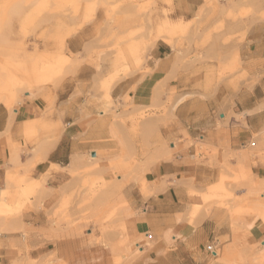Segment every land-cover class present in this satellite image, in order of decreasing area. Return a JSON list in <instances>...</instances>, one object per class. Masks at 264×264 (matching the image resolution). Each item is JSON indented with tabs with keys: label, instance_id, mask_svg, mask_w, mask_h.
I'll return each mask as SVG.
<instances>
[{
	"label": "crops",
	"instance_id": "obj_1",
	"mask_svg": "<svg viewBox=\"0 0 264 264\" xmlns=\"http://www.w3.org/2000/svg\"><path fill=\"white\" fill-rule=\"evenodd\" d=\"M203 4V0H173L176 18L193 20L202 13ZM246 26L245 31L244 26L236 31L241 40L221 46L226 60L229 53H237L245 78L227 77L203 89L196 76L184 79L171 47L156 41L145 56L150 72L132 73L111 86L112 101L121 105L126 98L138 106L163 101L159 84L169 74L168 87L177 94L186 88L195 94L179 97L170 118L158 125L160 145L154 154L158 160L144 176L146 194L142 185L130 184L124 191L130 211L136 213L131 235L145 238L138 241L143 252L135 264H224L214 262L207 245L217 243L226 261L262 246L264 224L249 207L257 196L264 199V25L248 22ZM102 36L93 26L66 41L67 50L84 60L75 75L32 98L25 95L12 117L0 105V188L5 185L6 168L17 166L10 163V148L22 144L25 122L42 118L58 131L56 140L45 145L44 159L31 169V180L44 178L45 191L13 225L27 237L19 231L0 233V264H44L52 257L69 264H111L110 248L88 245V239L71 240L65 234L55 239L48 218L69 180L65 167L72 158L111 148L107 142L111 115L102 113L100 91L107 74L100 77L84 53L90 44L98 46ZM33 158L20 155L19 164L32 165ZM221 185L234 197L229 208L217 201L204 204L203 196L214 195ZM194 207L203 209L191 220ZM237 211L246 213L235 215Z\"/></svg>",
	"mask_w": 264,
	"mask_h": 264
},
{
	"label": "rangeland",
	"instance_id": "obj_2",
	"mask_svg": "<svg viewBox=\"0 0 264 264\" xmlns=\"http://www.w3.org/2000/svg\"><path fill=\"white\" fill-rule=\"evenodd\" d=\"M203 1L202 13L191 21L185 20L182 29L171 32L169 43L162 39L156 41L171 47L184 79L196 76L198 81L203 82L199 87L206 89L227 77H246L237 53H229L226 60L221 46H230L233 41L241 40L237 36L241 33L236 31L243 26L245 31L248 22L264 25V0ZM18 2V14L0 19V38L4 39H0V43L5 45L0 44V63H4L9 54L16 62L12 103L10 107L0 104L10 112L11 117L25 100V95L32 98L49 87L55 88L65 77L75 75L84 60L67 50L66 41L69 38L93 26L98 36L103 34L98 46L90 44L84 53L87 64L93 66L100 77L107 74L100 91L105 107L102 112L111 115V133L107 138L111 148L99 150L94 156L84 152L72 158L75 166L67 168L69 180L48 218L56 232L55 239L58 240L60 234H65L71 240L88 239V245L95 244L105 250L110 248L111 264H135L140 254L134 243L145 241V238L136 239L131 235V220L136 213L130 211L124 191L130 184L142 185L146 194L144 176L158 160L154 156L160 145L158 125L170 118L179 97L186 94L189 95L188 99L195 94L189 93L188 88L177 94L175 88L168 87L171 74L159 84L158 93L164 100L148 106H138L127 98L123 100V105L114 103L108 100L107 94H110L115 82L130 74L137 72L145 75L150 72L145 68V56L154 37L158 31L165 30V22L178 20L173 0ZM99 18L100 23L97 22ZM11 45L15 46L14 50ZM44 55L47 58L42 63L50 66L47 75L41 80L35 76L36 80L29 81V70ZM61 58L63 61L59 60ZM22 132V144L14 143L10 148V163L17 166L14 170L6 168L5 185L0 188V233L19 231L26 239L27 233L13 225L20 221L24 211L31 206V201L39 200L45 191L44 178L41 181L31 180V169L34 163L44 159L45 145L56 140L58 131L41 118L25 122ZM163 145L168 149L167 144ZM28 154L34 155L32 165H20L19 156ZM218 188L214 195L203 196V203L217 201L218 206L229 208L228 202L234 200L233 195L222 185ZM201 209L203 207L193 208L191 220ZM249 209L258 213L264 224V199L261 201L257 196ZM213 260L224 264H264V241L262 246L258 244L249 253H239L227 261L224 252L217 249ZM44 264H69V261L52 257Z\"/></svg>",
	"mask_w": 264,
	"mask_h": 264
},
{
	"label": "bare ground",
	"instance_id": "obj_3",
	"mask_svg": "<svg viewBox=\"0 0 264 264\" xmlns=\"http://www.w3.org/2000/svg\"><path fill=\"white\" fill-rule=\"evenodd\" d=\"M19 8H20V6H19L18 0H2V3L0 4V19L2 17H6L7 15H10V14H18ZM185 22H186L185 20H182L180 18L174 22H170V21L165 22V30L158 31L157 35L154 37V41L152 42V44H154L157 39H162V40H165L167 43H169L170 42V40H169L170 39V37H169L170 33L173 32L174 30L182 29L185 25ZM0 39L4 40L3 38H0ZM2 43H0V44L3 45ZM3 46L5 47V45H3ZM12 48L14 50L15 46L14 47L12 46ZM9 55H11V54H9ZM9 55H8L7 59H5L4 63H0V104H4L7 107H10V105L12 103V91H13V87L15 86V83H14L15 74L13 73V70L16 69V62ZM46 58H47L46 55L40 56V59H39L40 62H37L29 70L28 75H27V79H29V81H34L32 79L36 80V78H34L35 76H37L38 79L41 80L42 78H44L47 75V71L50 68V66L42 63V60H46ZM59 60L63 61L62 58ZM38 63H39V66H38ZM107 98L110 101L112 100L109 93L107 94ZM74 166H75L74 161H72L65 168H73ZM2 191H4V190H2ZM134 246L139 253L143 252L142 246H139L138 242L134 243Z\"/></svg>",
	"mask_w": 264,
	"mask_h": 264
},
{
	"label": "built area",
	"instance_id": "obj_4",
	"mask_svg": "<svg viewBox=\"0 0 264 264\" xmlns=\"http://www.w3.org/2000/svg\"><path fill=\"white\" fill-rule=\"evenodd\" d=\"M217 243H212L206 246V252L214 258L216 256Z\"/></svg>",
	"mask_w": 264,
	"mask_h": 264
},
{
	"label": "water",
	"instance_id": "obj_5",
	"mask_svg": "<svg viewBox=\"0 0 264 264\" xmlns=\"http://www.w3.org/2000/svg\"><path fill=\"white\" fill-rule=\"evenodd\" d=\"M94 156V154H92Z\"/></svg>",
	"mask_w": 264,
	"mask_h": 264
}]
</instances>
